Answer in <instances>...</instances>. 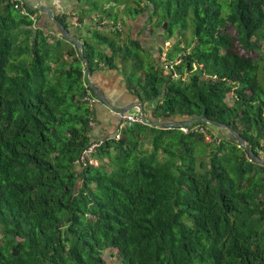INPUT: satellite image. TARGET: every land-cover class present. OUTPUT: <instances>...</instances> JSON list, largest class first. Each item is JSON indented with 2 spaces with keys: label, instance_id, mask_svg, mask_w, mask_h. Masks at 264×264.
Segmentation results:
<instances>
[{
  "label": "trees",
  "instance_id": "obj_1",
  "mask_svg": "<svg viewBox=\"0 0 264 264\" xmlns=\"http://www.w3.org/2000/svg\"><path fill=\"white\" fill-rule=\"evenodd\" d=\"M76 1L56 17L89 74L119 70L150 120L207 117L246 147L205 122H137L79 162L94 94L78 48L0 0V264H264V165L247 151L264 158V0ZM141 14L177 37L162 61L127 30Z\"/></svg>",
  "mask_w": 264,
  "mask_h": 264
},
{
  "label": "crops",
  "instance_id": "obj_2",
  "mask_svg": "<svg viewBox=\"0 0 264 264\" xmlns=\"http://www.w3.org/2000/svg\"><path fill=\"white\" fill-rule=\"evenodd\" d=\"M35 4H43L51 8L56 14L61 12L69 13L68 11L61 10L59 5L63 0H31ZM73 14V12H70ZM76 18V17H74ZM73 19V18H72ZM77 22V21H72ZM141 22H136L133 24L129 21L127 24V30L130 31L133 28L132 34L133 37L138 38L142 45L148 48L154 55H156V47L153 44V38L150 37L149 31L144 36H141L138 32L139 26L145 28V24L139 25ZM38 25H48L47 18L42 16L38 22ZM138 27V28H137ZM73 34H77V28H71ZM164 49V48H163ZM168 48H166L167 50ZM163 53V52H162ZM166 51L163 53V57ZM89 79L92 83L96 84L112 101L117 104H125L139 99L136 95L132 94L127 88L124 81V77L120 71L110 70L104 68H96L91 74H89ZM94 94V92H93ZM140 100V99H139ZM141 101V100H140ZM142 103V102H141ZM145 104V103H142ZM94 110V120L95 124L91 128V137L100 138L106 136H113L119 127L120 118L119 116L111 111L107 106H105L100 101L93 104ZM145 111V109H144ZM131 113V110L129 111ZM138 110L135 109L137 113ZM146 113V112H145ZM139 114V113H137Z\"/></svg>",
  "mask_w": 264,
  "mask_h": 264
},
{
  "label": "water",
  "instance_id": "obj_3",
  "mask_svg": "<svg viewBox=\"0 0 264 264\" xmlns=\"http://www.w3.org/2000/svg\"><path fill=\"white\" fill-rule=\"evenodd\" d=\"M24 5L30 10V11H38L42 14H45L50 19L51 26L53 25L60 35L65 37L66 39L70 40L73 44L76 45L78 48L79 54L82 57L85 65V74L84 78L86 83L93 89L94 95L99 99L101 103H103L105 106H107L111 111L113 112H120V113H126L129 112L132 109H137L139 116L142 118L143 122L150 124L152 126L160 127V128H170V127H181V126H188L194 123H208L210 125H213L217 128L223 129L231 138L236 140L239 145L246 147L245 140L242 138V136L233 128H231L229 125L222 123L220 121L212 120L207 117H199L196 119L191 120H150L145 115L143 104L139 99L134 100L132 102H128L125 104H117L114 101H112L96 84L92 83L89 79V62L84 57L83 51H82V43L79 41V39L73 34L71 29H67L56 17V13L49 8L46 5L43 4H35L31 0H22ZM162 39V42H158L159 46L163 48V36L161 34L158 35L157 40ZM248 155L255 161L261 163L264 165V158L257 156L250 148H247Z\"/></svg>",
  "mask_w": 264,
  "mask_h": 264
},
{
  "label": "built area",
  "instance_id": "obj_4",
  "mask_svg": "<svg viewBox=\"0 0 264 264\" xmlns=\"http://www.w3.org/2000/svg\"><path fill=\"white\" fill-rule=\"evenodd\" d=\"M15 1H16V3L14 4L15 8H19L21 13H26L25 9L21 7V5L23 4V1L22 0H15ZM31 17L34 18L35 16H31ZM84 100H86L90 105H93L95 102L99 101L96 95L90 96L89 94L84 97ZM116 114L120 118L119 127H118L117 132L113 136H110V137L119 138L120 130L123 129L125 126L133 124V123H137V122H143L142 118L137 113L116 112ZM94 124H95V120L93 117H91L89 121V125L93 127ZM180 129L187 132L188 126H181ZM106 137L91 138L88 145L82 150L80 157H79V162H82V163L87 162L88 164L96 165L97 160L93 156V154L96 151V148L99 147L104 142Z\"/></svg>",
  "mask_w": 264,
  "mask_h": 264
},
{
  "label": "rangeland",
  "instance_id": "obj_5",
  "mask_svg": "<svg viewBox=\"0 0 264 264\" xmlns=\"http://www.w3.org/2000/svg\"><path fill=\"white\" fill-rule=\"evenodd\" d=\"M64 2H61V4L59 5V8L61 9V10H64V11H68V12H73V8L74 7H78V3H77V1L76 0H63ZM119 8H121V7H119ZM90 14V13H89ZM146 17H147V15L146 14H141V15H139V16H136L133 20H131V22L133 23V24H135L136 22H141V23H139V25H141L142 23L143 24H147L146 23ZM76 21L77 19L76 18H73L72 19V21ZM126 21H128V18H124L123 20H119V23L120 24H122V25H125L126 24ZM49 24V23H48ZM121 25V26H122ZM138 28V27H137ZM148 29H149V27H148V24L146 25V28L144 29L143 27L141 28L140 26H139V29H138V32H139V34L141 35V36H144V34H147L148 33ZM132 30H133V28H131V30L129 31V33L132 35V34H134L136 31H134L133 33H132ZM164 31V29H162V28H157L156 29V31L158 32V31ZM157 32H154V33H152V34H150V37H152L153 38V44H154V47H156V56L159 54L160 55V57L159 56H157V57H159V59H160V61H162L163 60V53L166 51V48H169L170 46H171V43H173V41H175L176 39H177V37H175V36H173V37H171L168 41H163V50H162V52L163 53H159V50H158V47H159V44H158V42H162V39H159V40H157V37H158V35H157ZM81 33L83 34V35H85L86 34V31H85V27L83 26L82 28H81ZM186 39L187 40H189V39H191V34H190V32L189 31H186ZM117 71H119V70H117ZM126 88H127V86H126ZM227 101L229 102V103H231V98H230V95H228L227 96ZM133 112H135V109H132L131 110V113H133ZM138 113V112H137ZM213 131L214 132H216V130L215 129H213ZM103 256L105 257V260L107 261V263H118V259L115 257V256H113V255H110V253L108 252V251H104L103 252Z\"/></svg>",
  "mask_w": 264,
  "mask_h": 264
}]
</instances>
